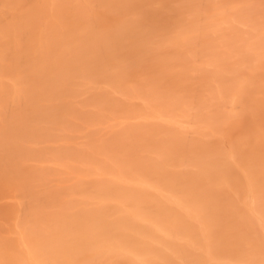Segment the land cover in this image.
<instances>
[{
    "label": "bare ground",
    "instance_id": "6f19581e",
    "mask_svg": "<svg viewBox=\"0 0 264 264\" xmlns=\"http://www.w3.org/2000/svg\"><path fill=\"white\" fill-rule=\"evenodd\" d=\"M0 264H264V0H0Z\"/></svg>",
    "mask_w": 264,
    "mask_h": 264
}]
</instances>
